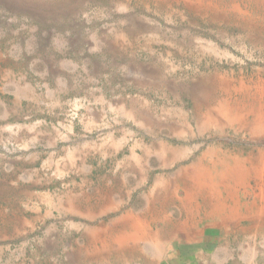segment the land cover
Here are the masks:
<instances>
[{
  "label": "rangeland",
  "instance_id": "obj_1",
  "mask_svg": "<svg viewBox=\"0 0 264 264\" xmlns=\"http://www.w3.org/2000/svg\"><path fill=\"white\" fill-rule=\"evenodd\" d=\"M0 264H264V0H0Z\"/></svg>",
  "mask_w": 264,
  "mask_h": 264
}]
</instances>
